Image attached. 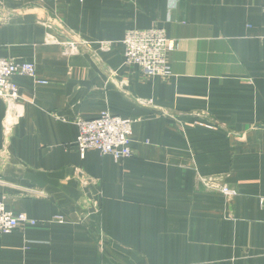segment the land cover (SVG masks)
<instances>
[{
  "label": "crops",
  "instance_id": "obj_1",
  "mask_svg": "<svg viewBox=\"0 0 264 264\" xmlns=\"http://www.w3.org/2000/svg\"><path fill=\"white\" fill-rule=\"evenodd\" d=\"M0 7L12 13L0 22V58L37 69L12 77L21 117L8 132L0 98V201L38 220L0 234V264H264V0ZM48 19L92 49L64 57L46 43ZM153 26L177 43L170 78L125 63L127 31ZM106 111L134 120L132 157H81L78 119ZM77 168L93 184L81 185ZM201 177H221L238 194L207 190Z\"/></svg>",
  "mask_w": 264,
  "mask_h": 264
},
{
  "label": "built area",
  "instance_id": "obj_2",
  "mask_svg": "<svg viewBox=\"0 0 264 264\" xmlns=\"http://www.w3.org/2000/svg\"><path fill=\"white\" fill-rule=\"evenodd\" d=\"M11 16V11L0 12V22L9 20ZM43 23L48 31L46 43L60 45L64 57L81 54L84 49H92V41L83 40L70 30L59 31L54 19H48ZM122 42L125 63L140 67L149 76L170 78L173 75L167 55L176 49L177 43L167 36L163 27L129 29ZM97 43L103 50L112 47L111 41H98ZM16 74L36 78L35 63L19 58H0V98L7 103L8 115L11 116V119L7 121V132L8 128L21 117L19 104L22 96L19 86L12 81V77ZM148 103L150 104V101ZM77 125L79 134L76 144L82 158L90 149H96L104 156L111 155L117 161L133 156L134 151L131 146L133 119L113 115L106 111L94 118L78 119ZM76 177L84 187L94 182L81 168H77ZM200 180L205 189L222 193L229 199L238 194L237 189L223 181L221 177H201ZM24 191L29 196L44 194L33 187H25ZM93 206L99 209V204L96 201H93ZM55 221L63 222L65 217L59 215ZM37 224L38 220L28 217L25 213H15L3 201H0V234L10 233L19 227H30Z\"/></svg>",
  "mask_w": 264,
  "mask_h": 264
}]
</instances>
